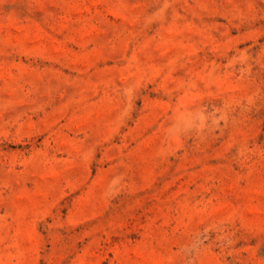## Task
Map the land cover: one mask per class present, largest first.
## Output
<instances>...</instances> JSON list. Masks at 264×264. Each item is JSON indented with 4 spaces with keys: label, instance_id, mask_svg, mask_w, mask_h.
Wrapping results in <instances>:
<instances>
[{
    "label": "rangeland",
    "instance_id": "1",
    "mask_svg": "<svg viewBox=\"0 0 264 264\" xmlns=\"http://www.w3.org/2000/svg\"><path fill=\"white\" fill-rule=\"evenodd\" d=\"M0 264H264V0H0Z\"/></svg>",
    "mask_w": 264,
    "mask_h": 264
}]
</instances>
